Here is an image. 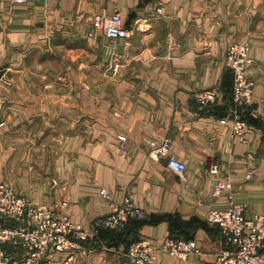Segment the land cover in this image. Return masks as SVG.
I'll list each match as a JSON object with an SVG mask.
<instances>
[{"label":"crops","instance_id":"crops-1","mask_svg":"<svg viewBox=\"0 0 264 264\" xmlns=\"http://www.w3.org/2000/svg\"><path fill=\"white\" fill-rule=\"evenodd\" d=\"M157 7L163 12L155 17ZM114 11L128 36L89 37L92 17ZM229 42L249 45L254 94L243 115L245 141L232 136L228 119ZM53 61L61 69L49 68ZM0 75L9 81L0 80L1 182L17 187L19 166L28 167L34 173L18 192L34 204L65 202L72 221L86 227L110 210L102 189L115 202L130 191L145 213L140 228L91 239L89 255L74 264H131L122 251L132 234L191 238L200 250L185 260L159 253L154 264H213L223 243L205 220L208 209L225 207L231 195L247 217L264 215V0H0ZM214 86L216 103L200 112L194 93ZM148 140L169 141L186 182L167 159L150 156ZM212 159L218 177L206 173ZM251 170L255 178L246 180ZM36 171L51 179L38 180ZM218 178L231 184L219 197Z\"/></svg>","mask_w":264,"mask_h":264},{"label":"built area","instance_id":"built-area-1","mask_svg":"<svg viewBox=\"0 0 264 264\" xmlns=\"http://www.w3.org/2000/svg\"><path fill=\"white\" fill-rule=\"evenodd\" d=\"M33 0H7L11 5L23 4ZM163 12L162 7L154 11L155 17ZM98 32L105 37L125 38L128 30L122 22L120 11L109 15L96 14L91 20L89 37ZM225 65L233 73L232 111L228 118L232 121V136L245 141L247 122L243 115L253 105L254 82L247 75L249 65V45L229 42L225 50ZM0 80L9 84L4 75ZM219 87L196 91L193 95L200 112L216 103ZM225 124L227 118L219 119ZM5 126L0 121V128ZM120 141L125 137L119 136ZM150 156L154 159H167L168 167L182 181H187L186 165L169 156V141L158 144L147 141ZM126 151L123 150V154ZM206 173L218 177L220 166L215 159L207 162ZM246 180H253L255 172L249 171ZM231 190L228 179L218 178L213 184V192L219 197ZM102 197L110 201L109 212L96 217L89 226L73 222L66 212V203L58 206L34 204L18 193L12 186L0 181V264H74L78 255H89L85 243L98 238L102 231H121L131 219H142L144 211L135 203L130 191L120 202L111 199L104 189ZM229 200L223 208H210L204 217L207 223L215 226L223 243L213 264H264V215L253 217L245 215V205ZM159 253L185 260L200 250L194 239L166 236L156 242L140 236L128 245L122 255L131 264H154Z\"/></svg>","mask_w":264,"mask_h":264},{"label":"rangeland","instance_id":"rangeland-1","mask_svg":"<svg viewBox=\"0 0 264 264\" xmlns=\"http://www.w3.org/2000/svg\"><path fill=\"white\" fill-rule=\"evenodd\" d=\"M94 17V16H93ZM93 17H92V19H93ZM109 40H114V38H110V37H107ZM61 63L59 62V61H53V62H50V64H49V68H52V69H61ZM62 94H65V93H62ZM40 143V142H39ZM20 159H22L23 157L21 156V157H19ZM32 166L33 167H37V168H39L40 167V164H39V157H37V155H33V157H32ZM34 168V169H35ZM27 169H29L28 167H24V166H19V170H20V172H19V174H17L16 175V181H15V183H16V185H17V187H19V186H22V185H24L25 183H24V179H27L28 180V176H29V174H32V173H34V171H32L31 173H27ZM36 172H39V174H41V176L40 177H37V179L39 180V179H43V180H47V181H49L50 179H51V173H49V172H40V171H36ZM35 175H37V173H35ZM5 182V181H4ZM7 183V182H6ZM13 186V188L18 192V190H17V187L16 186H14V185H12ZM18 193H20V192H18ZM21 194V193H20ZM21 195H23V196H25L24 194H21Z\"/></svg>","mask_w":264,"mask_h":264},{"label":"trees","instance_id":"trees-1","mask_svg":"<svg viewBox=\"0 0 264 264\" xmlns=\"http://www.w3.org/2000/svg\"><path fill=\"white\" fill-rule=\"evenodd\" d=\"M231 94H232V93H231ZM143 220H144V218H142V219H131V220L128 222L127 226H126L124 229H122V230H123L122 233H124V231H125V233H126V232H129V230L131 231L132 227H138V228H140L141 225H142V223H143ZM130 227H131V229H130ZM111 232H113V231H112V230L102 231V232L100 233V235H101L102 233H111ZM100 235H99V236H100ZM130 235H131V234H128L127 238L130 237ZM169 236L174 237V238L191 239V238H186V237H181V236H176V235H169ZM131 237H132V238H131V240L128 241L127 246L130 245L132 242L136 241L140 236H138V237L135 238V237H134V234H132ZM89 242H90V241H88V242L85 243L86 246H87V244H88ZM127 246H126V247H127ZM126 247H125V248H126Z\"/></svg>","mask_w":264,"mask_h":264}]
</instances>
